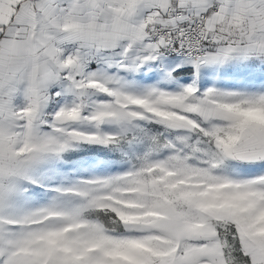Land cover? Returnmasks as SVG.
I'll return each instance as SVG.
<instances>
[{
    "label": "snow or ice",
    "instance_id": "snow-or-ice-1",
    "mask_svg": "<svg viewBox=\"0 0 264 264\" xmlns=\"http://www.w3.org/2000/svg\"><path fill=\"white\" fill-rule=\"evenodd\" d=\"M0 264H264V0H0Z\"/></svg>",
    "mask_w": 264,
    "mask_h": 264
}]
</instances>
